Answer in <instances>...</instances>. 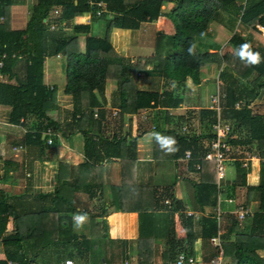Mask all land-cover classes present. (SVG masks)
Segmentation results:
<instances>
[{"label":"crops","instance_id":"1","mask_svg":"<svg viewBox=\"0 0 264 264\" xmlns=\"http://www.w3.org/2000/svg\"><path fill=\"white\" fill-rule=\"evenodd\" d=\"M35 1L0 0V24L11 32L22 31ZM178 1L167 0L162 4L160 13L169 14L173 4ZM245 2L246 0H231L212 14L206 27L207 35L195 38L194 48L198 53H216L219 56L226 54L242 59L247 49H251L264 56V21L260 24L258 20L264 18V12L256 14L255 20L241 22V7ZM57 10L59 11L58 8ZM58 16L53 15L51 21H55ZM51 21L46 22L48 24L43 35L30 44V56L15 60L10 70L12 78L8 79L0 74V83L11 88L17 83H23L29 59L34 53L40 52L43 58L41 85L53 94L57 128L53 130L51 145H46L42 131L29 128L35 121L33 118L15 120L12 108L0 105V195H4V204L11 205L18 216L33 214L45 208L56 209L59 226L54 241L44 248L37 247L38 249H35L32 242H11L9 246L3 244L6 237L0 232V264H7L8 261L15 264H64L67 260L71 264H168L178 254L186 253L197 264H207L215 256L209 237L215 236L217 232L220 233L219 237L227 234L231 220L226 216L235 217L233 212L240 205L249 214L243 219L237 218L235 233H248L251 222L247 217L252 216L258 206V194L252 193L247 198L246 188L264 186V171H259L257 165L252 173L246 174L245 186L240 187L236 181L235 162L238 161L241 168L247 171V164H258L256 152H243V147L229 145L230 155L233 152L234 155L241 153V158H230L229 155L223 178L217 181L215 176V181H212L214 187L201 191L198 189L199 174L194 171L191 161L185 162L182 157L171 161L156 158L153 155V141L159 137L160 132L169 128L166 116L183 117L187 120L185 125L189 136H201L208 124L201 120L200 111H208L209 96L216 89L222 95L221 111H239L245 104L250 115L262 118L261 125L264 126V88L251 91V82L256 74L252 73L242 79L223 62L219 65L205 64L199 69V84L194 85L187 79L178 91L180 103L176 108H165L160 104L155 108L141 109L136 115H123L121 125L116 120L121 103L118 86L115 85L103 94L96 93V104L90 110H96L97 117L93 118L92 115V118L98 122L105 139L100 146L101 142L93 138L95 147L87 155L86 142L80 133L73 130L71 122L74 100L65 93L67 60L55 52L56 40H69L73 36L72 24L70 21ZM78 21L90 25L91 32L96 37L102 36L103 24H90L86 14ZM156 33L154 22H143L137 30L114 28L109 33V43L126 62L133 63L137 58L153 55ZM75 36L78 40L77 50L82 53L85 35ZM158 77L160 78V74L151 71L139 73L136 89L162 93V79ZM150 79L152 83H149ZM86 129L89 130L90 127ZM88 134L93 133L90 131ZM118 135L125 139L128 146L131 145V160L134 164L130 183L123 192L116 190L122 186L119 159L112 154L115 152L113 147L108 146L112 137ZM239 138L242 140V137ZM84 163H89L97 170L94 185H77L75 182L74 170ZM59 164L67 167L59 175V183L66 189L63 191L65 197L69 198L68 202L55 195L58 189L56 178ZM141 192L150 194V197L143 195L142 201L133 197L134 194L139 196ZM117 194V199L126 203L118 211L112 206V195ZM140 205H153L146 211L150 214L149 220L142 222L138 218L136 211L140 213V207L144 208ZM189 216L194 240L191 247H187L184 244L186 241L181 240L182 234L177 237L178 233L172 232V228L178 229V219L185 222ZM212 218L217 221V229L211 235ZM146 225L151 234L140 248V228L142 226V230L148 229ZM207 236L208 242L204 240ZM232 240L230 237L229 242ZM7 251H15L13 259L7 258ZM47 251L48 254H45ZM33 252L35 255L28 262L27 256ZM258 255L264 264V251H259ZM226 262L223 258V264H227Z\"/></svg>","mask_w":264,"mask_h":264},{"label":"trees","instance_id":"2","mask_svg":"<svg viewBox=\"0 0 264 264\" xmlns=\"http://www.w3.org/2000/svg\"><path fill=\"white\" fill-rule=\"evenodd\" d=\"M87 1L36 0L22 31L11 32L0 24V56L5 55L0 74L11 79L10 70L14 66L15 60L22 56H30V44L43 35L48 24L46 22L51 21L55 9H59V16L55 17V21L71 22L73 36L69 40H56L55 52L67 60L65 93L71 95L74 100L71 122L73 130L80 133L86 142L87 155L95 147L92 142L93 138L100 142L105 139L101 135L98 122L93 120L90 110L96 104L95 94L108 92L115 85L118 86L121 95V103L116 117L119 125H121L123 115H136L141 109L155 108L160 104L165 108H176L180 103L178 91L181 90L187 79L194 85L199 84V69L205 64L219 65L223 62L225 65H229L231 70L242 79L255 73L256 77L251 82L253 85L251 91L264 88V56L256 51L247 49L243 58L238 59L226 54L219 56L216 53H198L194 48L195 38L207 35L206 27L212 14L219 7L226 6L231 0H179L173 4L171 12L166 15L160 13V8L167 0H90L93 5H89ZM98 2L103 5L101 9L96 7ZM241 8V22H250L255 20L256 14L264 12V0H246ZM97 11H101L99 16H96ZM84 14L88 15L90 24H103L104 30L101 37L93 35L90 25L78 21V19L84 18ZM258 20L262 24L264 18ZM143 22H154L156 26L153 55L148 58H137L133 63H128L113 50L109 43V33L114 28L137 30ZM78 34L85 35L82 53L77 50L78 40L75 35ZM29 60L23 83H17L12 88L0 83V105L10 106L15 112V120L22 118L25 121L33 118L35 120L33 126H29L31 129L43 131L50 128L53 131L57 128L53 109L54 98L53 94L41 85L42 55L40 52L34 53ZM148 71L160 74L163 81L162 93H149L136 89L138 74ZM243 105L239 111L230 109L220 113L221 120L231 127L230 136L227 139L228 145L243 147V152H256L258 157V164H247V171L241 168L238 161L235 162L236 181L240 187L245 186L246 174L252 173L257 165L259 171H264L262 118L250 115L245 104ZM200 115L201 120H204L208 125L205 126L204 133L198 137L189 136V133L184 137L181 136L180 128L186 124L187 120L183 117L166 116L165 121L166 119L167 123L169 121V128L160 132L159 137L153 141V155L156 158L171 161L183 157L185 150H190L191 164L199 165L197 171L200 180L198 189L202 191L214 187V182H212L215 181L213 179L215 178L214 163L204 161L203 156L208 151L210 139L213 138L210 126L215 115L206 110L200 111ZM88 126L89 130L86 129ZM242 128L244 129L242 130ZM90 131L93 133L92 135L88 134ZM242 133L244 134L241 135ZM239 137H242V140ZM108 143V146H112L115 151L112 154L119 159L122 186L120 185L116 190L123 192L130 183V175L134 166L131 160V145L128 146L120 135L113 136L112 141ZM100 146H102V142ZM240 154L234 155L233 152L230 155L229 153L230 158L235 156L237 159L241 158ZM58 168L56 178L58 189L55 195L68 202L69 198L65 197L63 191L66 189L59 183V175L67 167L59 164ZM74 173L77 185H94L97 170L89 163L77 166ZM246 192L247 198L257 192L258 206L252 216L247 217L250 218L251 223L249 232L246 234L243 231L235 233V226L238 222L236 216H226L228 220H231L230 228L226 231L227 234L220 235L219 242L222 256L226 259L227 264H263L258 252L264 251V186H250L246 188ZM143 195L150 197V194L142 192L139 193V196L134 194L133 197L139 201ZM117 197L118 194L112 195L114 204L112 206L118 211L122 210V204L126 203L121 199L118 200ZM4 201V195H0V232L4 233L6 237L3 239V244L9 246L11 242L16 244L32 242L36 247L44 248L54 241L59 226L56 209L45 208L33 214L18 216L14 212L15 209L11 205H5ZM140 206H144V208L140 207L142 211L140 213L136 211L138 218L142 222L146 219L149 220L151 217L146 211L153 205ZM190 219V216L186 217L185 222L178 219V229L173 230L172 228L173 233H178L177 237L182 234L181 240L186 241L184 244L187 247H191L194 242ZM212 219L211 232L209 233L211 235L215 234L217 229V221ZM146 227L148 229L142 230V226L140 228L138 237L140 248L147 242L149 233L151 234L149 227L147 225ZM230 237L233 238L231 242H229ZM204 240L208 242V236ZM213 249V255H216L217 251L214 247ZM15 254V251L14 253L7 251V258L11 260ZM184 255H189V253Z\"/></svg>","mask_w":264,"mask_h":264},{"label":"built area","instance_id":"3","mask_svg":"<svg viewBox=\"0 0 264 264\" xmlns=\"http://www.w3.org/2000/svg\"><path fill=\"white\" fill-rule=\"evenodd\" d=\"M89 5H93V3L90 2V0L87 1ZM96 7L101 9L103 5L101 2L96 3ZM101 11L96 12V16L100 15ZM54 16L59 15V11L55 9L53 11ZM53 28V26H52ZM5 55L0 56V68L2 67V60L4 59ZM221 93L216 89V92L209 96V106L208 111H211L214 113L215 118L213 123L210 126V130L213 134V138L210 139L208 143V151L203 156L204 161L213 162L215 167V176L216 180L220 181L223 178V172L225 168V163L228 162V155L230 153V146L227 143V139L230 136L231 127L227 123H224L220 119V98ZM93 118L97 117L96 110L92 111ZM115 115V113H114ZM153 130L154 128L151 127ZM180 135L185 136L188 134V127L187 125H183L180 128ZM42 136L45 140L46 145H51L52 143V137L54 136L53 131L50 128H47L42 131ZM224 140V141H223ZM183 160L185 162H190L192 160L190 151H185L183 153ZM246 165L244 164L243 167ZM193 169L195 172L199 170V165L197 163L193 164ZM234 215L237 216L238 219H243L246 215L249 214V211L246 208L238 207L236 211L233 212ZM219 214H217L218 217ZM219 232L215 234V236H212L209 238V243L212 247H214L217 251L216 255L208 261L207 264H223V256L222 251L220 248V242H219ZM7 264H15L11 262H7ZM64 264H71V261L67 260L64 262ZM168 264H197V261L188 255L184 254H178L175 259Z\"/></svg>","mask_w":264,"mask_h":264},{"label":"rangeland","instance_id":"4","mask_svg":"<svg viewBox=\"0 0 264 264\" xmlns=\"http://www.w3.org/2000/svg\"><path fill=\"white\" fill-rule=\"evenodd\" d=\"M152 77H153V79H155V76H154V75H152ZM158 78H159V77H158ZM159 79H160V78H159ZM159 82H160V80H159ZM149 83H152V80H151V79H150V82H149ZM162 83H163V81L161 82L160 85H163ZM158 86H159V84H158ZM141 88L143 89L144 86H141ZM252 149H253V147H252ZM238 204H239V203H238ZM122 206L125 207L126 205H122ZM240 206H243V205H240ZM212 234H214V233H212ZM35 249H38V248L36 247ZM39 250H40V249H39ZM35 252H36V251H35ZM33 253H34V252H33ZM33 253H32V254L30 253V254H29L30 256H29V255L27 256V257H28V258H27V261H28V262H29V260L32 259V258H30V257H31L32 255H33V256L35 255V253H34V254H33ZM42 254H43V253H42ZM42 254H41V255H42ZM45 254H48V251L45 252ZM19 262H20V261H19Z\"/></svg>","mask_w":264,"mask_h":264},{"label":"water","instance_id":"5","mask_svg":"<svg viewBox=\"0 0 264 264\" xmlns=\"http://www.w3.org/2000/svg\"><path fill=\"white\" fill-rule=\"evenodd\" d=\"M224 141V140H223Z\"/></svg>","mask_w":264,"mask_h":264}]
</instances>
